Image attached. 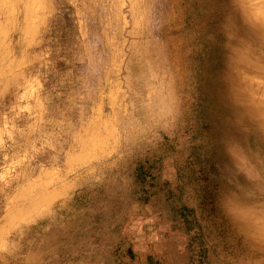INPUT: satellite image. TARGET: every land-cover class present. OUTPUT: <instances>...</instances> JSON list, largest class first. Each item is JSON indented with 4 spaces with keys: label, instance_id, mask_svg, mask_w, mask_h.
I'll return each instance as SVG.
<instances>
[{
    "label": "rangeland",
    "instance_id": "1",
    "mask_svg": "<svg viewBox=\"0 0 264 264\" xmlns=\"http://www.w3.org/2000/svg\"><path fill=\"white\" fill-rule=\"evenodd\" d=\"M0 264H264V0H0Z\"/></svg>",
    "mask_w": 264,
    "mask_h": 264
},
{
    "label": "trees",
    "instance_id": "2",
    "mask_svg": "<svg viewBox=\"0 0 264 264\" xmlns=\"http://www.w3.org/2000/svg\"><path fill=\"white\" fill-rule=\"evenodd\" d=\"M136 174L140 173V168H136L134 171Z\"/></svg>",
    "mask_w": 264,
    "mask_h": 264
}]
</instances>
